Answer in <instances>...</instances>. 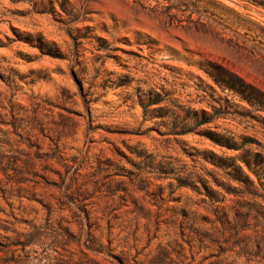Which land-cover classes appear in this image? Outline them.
I'll return each instance as SVG.
<instances>
[{
    "label": "rangeland",
    "instance_id": "rangeland-1",
    "mask_svg": "<svg viewBox=\"0 0 264 264\" xmlns=\"http://www.w3.org/2000/svg\"><path fill=\"white\" fill-rule=\"evenodd\" d=\"M256 153L264 0H0V264H264Z\"/></svg>",
    "mask_w": 264,
    "mask_h": 264
},
{
    "label": "trees",
    "instance_id": "trees-1",
    "mask_svg": "<svg viewBox=\"0 0 264 264\" xmlns=\"http://www.w3.org/2000/svg\"><path fill=\"white\" fill-rule=\"evenodd\" d=\"M215 82L248 100L259 101L262 94L242 78L225 69L217 71ZM222 166L226 169L231 168L232 172H227L228 175L233 181L240 183L243 189L264 199V193L261 192V189H264V158L262 156L257 153L254 156H237L230 159L229 162L222 163ZM250 174L255 176L257 184Z\"/></svg>",
    "mask_w": 264,
    "mask_h": 264
}]
</instances>
